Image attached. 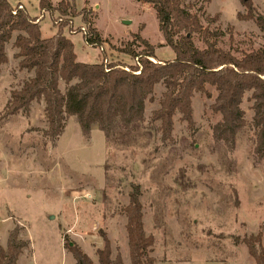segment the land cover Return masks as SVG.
Segmentation results:
<instances>
[{"label": "rangeland", "instance_id": "rangeland-1", "mask_svg": "<svg viewBox=\"0 0 264 264\" xmlns=\"http://www.w3.org/2000/svg\"><path fill=\"white\" fill-rule=\"evenodd\" d=\"M8 1L35 16L30 18L38 20L42 38L59 28L66 38L67 33L80 63L105 58L107 65H135L136 60L116 49L136 33L154 47L155 62L174 59L150 4L73 0L76 12L88 13L107 40L101 49L85 46L81 29L86 27L69 19L81 15L42 13L39 0ZM251 2L264 16V0ZM183 7L203 28L222 32L215 39L217 47L236 58L264 48V34L254 22L237 19L246 14L241 0H183ZM214 15L218 22L209 24L205 18ZM17 35L6 45L8 62L0 70V240L5 245L7 234L19 229V239L28 245L17 264H74L63 248V234L96 263V251L103 248L101 233L110 242L112 259L119 253L129 264L124 208L132 185L140 187L143 228L154 239L155 264H254L245 246L235 242L261 232L264 244V160L253 157L251 93L243 97L246 126L232 149L213 141L212 129L221 116L211 111L217 92L210 86V96L196 93L192 98L193 128L176 113L172 140L163 143L160 123L150 121L159 108L162 84L145 104L144 122L123 137L107 143L93 126L86 139L76 118L68 117L63 133L52 142L43 135V101L33 102L27 114L4 113L10 93L33 76L18 68L13 48ZM192 41L205 48L199 34ZM132 49L140 53L143 47L136 43ZM59 88L64 92L66 86L60 83Z\"/></svg>", "mask_w": 264, "mask_h": 264}, {"label": "trees", "instance_id": "trees-1", "mask_svg": "<svg viewBox=\"0 0 264 264\" xmlns=\"http://www.w3.org/2000/svg\"><path fill=\"white\" fill-rule=\"evenodd\" d=\"M150 4L158 21V29L165 45L174 53V59L155 62L154 47L139 33L131 35L119 53L136 60L135 65L119 63H79L72 42L61 29L51 37H41L40 27L27 12L15 8L8 0H0V70L7 64L6 45L13 33L17 36L13 48L19 60V70L32 73L19 90L10 93L5 116L27 114L33 102L43 101L47 129L43 135L54 142L64 131L68 117H75L81 135L88 139L91 128L96 126L107 143L123 137L138 124L144 122L145 104L152 100L154 89L162 84L164 92L158 110L152 113L151 122H159L161 141L171 142L173 117L176 113L192 129V98L196 93L210 94L206 86L213 87L217 96L210 107L221 116L212 129L215 144L232 149L237 135L245 128L246 121L241 109L243 97L251 93L252 127L255 130L253 157L256 162L264 160V48L236 58L228 51L217 47L216 38L222 32H211L203 28L198 17L183 7V0H136ZM246 14L237 15L239 21H253L264 34V16L259 14L251 0H241ZM39 8L58 12L59 16H80L86 27L84 42L94 48L108 44L94 28L89 14L77 13L73 0H60L53 7L49 0H39ZM15 13V14H13ZM209 24L218 22V15L206 17ZM230 39L232 28H229ZM199 34L205 48H196L192 36ZM213 39V41H211ZM138 43L143 47L136 53L132 47ZM66 88L61 92L59 86ZM140 187L132 185L128 205L124 208L125 230L129 249V264H155L151 256L154 239L147 236L143 228L142 207L139 201ZM63 248L70 253L75 264H124L120 254L111 256V246L101 233L103 248L96 251L97 262H93L66 234L61 235ZM261 232L236 238V244L245 246L254 264H264V244ZM27 243L19 239V229H12L6 247L0 245V264H16Z\"/></svg>", "mask_w": 264, "mask_h": 264}, {"label": "crops", "instance_id": "crops-1", "mask_svg": "<svg viewBox=\"0 0 264 264\" xmlns=\"http://www.w3.org/2000/svg\"><path fill=\"white\" fill-rule=\"evenodd\" d=\"M50 1V0H49ZM60 1H58V2H56L55 4L54 3H52V6L53 7H56L57 6V4L59 3ZM50 3H51V1H50ZM82 10V9H81ZM79 11H80V9H79ZM31 18H35V16H32V15H30L29 13H27ZM37 17V16H36ZM69 18V17H68ZM70 20H72L73 21V23L74 22H76V21H79V26L80 25H83V23H82V21H81V17H76V18H69ZM94 21V20H93ZM92 21V22H93ZM75 24V23H74ZM84 26V25H83ZM94 28L98 31V29L96 28V24L94 23ZM99 32V31H98ZM99 34H100V32H99ZM66 35H67V38L69 39V35L66 33ZM75 35H77V34H75ZM101 35V34H100ZM70 36H72V35H70ZM52 37V36H51ZM51 37H49V38H51ZM101 37H102V35H101ZM103 38V37H102ZM47 39V38H46ZM104 39V38H103ZM70 40V39H69ZM86 44V43H85ZM106 44V43H105ZM85 46H87V47H89V48H92L91 46H89V45H85ZM101 49H103V48H101ZM100 51V50H99ZM75 55H76V53H75ZM76 60H77V62H78V58H77V55H76ZM80 63V62H79ZM96 63H100V61L98 60V61H96V62H94V61H90L89 63H84V64H96ZM7 237H8V234H7ZM6 243H7V238H6V242H5V245L3 244L2 245V243H1V240H0V245L3 247V248H5L6 247ZM24 250V249H23ZM23 252V251H22ZM123 260V262H124V264H127V262L124 260V259H122ZM18 261V260H17ZM17 264V263H16ZM74 264H75V262H74Z\"/></svg>", "mask_w": 264, "mask_h": 264}, {"label": "built area", "instance_id": "built-area-1", "mask_svg": "<svg viewBox=\"0 0 264 264\" xmlns=\"http://www.w3.org/2000/svg\"><path fill=\"white\" fill-rule=\"evenodd\" d=\"M18 8H19V9H22L21 6H19ZM41 12H42V13H45V11H43V10H41ZM13 14H15V13H13ZM36 23H38V20H37ZM81 31L83 32V38H85V36H86V30H85V28H82ZM104 63H106V60H104Z\"/></svg>", "mask_w": 264, "mask_h": 264}, {"label": "water", "instance_id": "water-1", "mask_svg": "<svg viewBox=\"0 0 264 264\" xmlns=\"http://www.w3.org/2000/svg\"><path fill=\"white\" fill-rule=\"evenodd\" d=\"M246 1V0H245Z\"/></svg>", "mask_w": 264, "mask_h": 264}]
</instances>
